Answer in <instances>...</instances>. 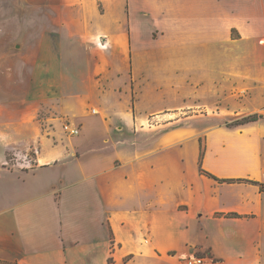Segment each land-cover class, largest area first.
Returning a JSON list of instances; mask_svg holds the SVG:
<instances>
[{
  "label": "crops",
  "instance_id": "0c3cea01",
  "mask_svg": "<svg viewBox=\"0 0 264 264\" xmlns=\"http://www.w3.org/2000/svg\"><path fill=\"white\" fill-rule=\"evenodd\" d=\"M30 4V41L0 43V179H15L0 187V264H264V0ZM233 45L260 119L145 130L236 64ZM42 106L79 134L40 123ZM20 139L37 154L8 166Z\"/></svg>",
  "mask_w": 264,
  "mask_h": 264
},
{
  "label": "rangeland",
  "instance_id": "374dc122",
  "mask_svg": "<svg viewBox=\"0 0 264 264\" xmlns=\"http://www.w3.org/2000/svg\"><path fill=\"white\" fill-rule=\"evenodd\" d=\"M99 9H103L101 2H99ZM35 10L37 11L38 9L30 4V0H0V27H8L7 35L0 32V43H4L7 40L8 44L11 46V51H15L17 49L15 46L16 44L22 45L26 41H30L29 38L24 35L19 36L21 35V32L19 31L23 27L21 25L22 22H25L24 25L26 27L32 26V14ZM19 12L25 14V16H29V18H25L24 20L19 19ZM120 21L119 27L121 31H126L127 20ZM108 24L109 21L105 20V29H107ZM233 35L236 34L234 33ZM233 48L234 45L230 57L233 60L237 59L236 64H233L230 67L217 65L214 84L210 83L209 86L208 84L203 86V90L199 96L192 95L190 98L182 100V98H179L178 95H176V97L173 98L174 100L172 99L171 101L172 106H174L173 108L162 111L160 113L162 115L161 117H157L154 120L150 118L148 121L143 122L142 126H145V130L148 131L150 128H154L153 126L149 128V125L161 123V125L163 124L162 127L166 130L179 127L194 128L195 131L198 130L201 137H204L206 132L213 127H226L228 123H232L243 116L253 114L249 113V110L260 106L262 100H256L253 97H246V92L241 90V87L244 88L246 84L241 82V69L238 66V48L236 50ZM221 50V57L228 56L224 54L223 50ZM8 59L14 61L15 56L9 55ZM24 92L26 93V91ZM54 110L55 109L52 106H42L37 118L42 124L50 123L54 125L55 123H59L62 132H64L63 124L67 122V117L58 118L56 115H52ZM48 116L56 119L49 120ZM253 131H256L255 127L251 129V132ZM27 133L21 139L25 138ZM70 136L71 135L64 132V137L70 138ZM20 140L16 143V147L9 149V152L7 153L9 163L6 165L19 162L17 165L28 167L27 165H30V161H33V157L36 156V149L29 143ZM13 182H15L14 178L6 177L5 179H0V187L2 185L5 186L6 184L11 186Z\"/></svg>",
  "mask_w": 264,
  "mask_h": 264
},
{
  "label": "built area",
  "instance_id": "2783aa9c",
  "mask_svg": "<svg viewBox=\"0 0 264 264\" xmlns=\"http://www.w3.org/2000/svg\"><path fill=\"white\" fill-rule=\"evenodd\" d=\"M63 130L65 133L71 136L77 135L80 132V128L78 126L72 125L69 122H65L63 124ZM203 262H204V258L199 257V256H194V257L188 258L186 264H203Z\"/></svg>",
  "mask_w": 264,
  "mask_h": 264
},
{
  "label": "trees",
  "instance_id": "16d2710c",
  "mask_svg": "<svg viewBox=\"0 0 264 264\" xmlns=\"http://www.w3.org/2000/svg\"><path fill=\"white\" fill-rule=\"evenodd\" d=\"M261 115L258 114V113H253V114H249V115H246V116H243L241 117L240 119H237L235 120L234 122L232 123H228L227 125L228 126H232V125H241V124H245V123H249V122H253V121H257L258 119H260ZM203 154L201 153V156ZM209 174V173H208ZM210 176H212L211 174H209ZM214 178H216L215 176H212ZM221 181H235L233 179H220ZM236 181H241L240 179L236 180ZM253 183H256V184H259V182L257 181H253V180H249ZM262 188V186H261Z\"/></svg>",
  "mask_w": 264,
  "mask_h": 264
}]
</instances>
